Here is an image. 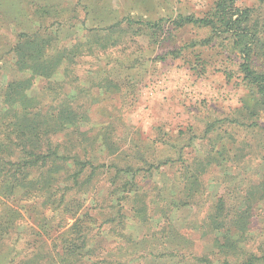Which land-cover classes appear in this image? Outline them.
<instances>
[{"label": "rangeland", "instance_id": "374dc122", "mask_svg": "<svg viewBox=\"0 0 264 264\" xmlns=\"http://www.w3.org/2000/svg\"><path fill=\"white\" fill-rule=\"evenodd\" d=\"M219 1L0 0V92L18 83L15 91L8 88L9 98L41 115L65 113V103L84 114L74 130L63 115L54 141L104 164L75 178L79 165L60 160L54 204L34 195L0 197V229L8 230L0 238V264H26L51 247L54 254L58 233L84 211L91 217L81 223L90 228L87 249L108 262L127 257L132 239L146 241L132 255L146 258L134 264H162L155 255L174 227L194 241L196 254L207 252L217 232L199 226L213 205L235 212L248 229L244 238L264 241V196L257 186L264 171L263 100L244 79L242 54L230 36L213 34L208 42L209 26L171 24L181 16H211ZM234 6L250 10L247 24L263 42L250 64L264 74V0H234ZM159 18L153 31L137 22ZM21 31L51 36L42 63L31 70L18 68L13 55ZM114 165L129 166L127 175L116 174ZM119 176L128 182L126 198L111 193L107 199ZM129 206L141 215L104 222ZM42 215L50 217L49 234L34 221ZM181 246L188 255L189 246Z\"/></svg>", "mask_w": 264, "mask_h": 264}, {"label": "trees", "instance_id": "16d2710c", "mask_svg": "<svg viewBox=\"0 0 264 264\" xmlns=\"http://www.w3.org/2000/svg\"><path fill=\"white\" fill-rule=\"evenodd\" d=\"M249 16L250 10L237 8L234 6V0H221L216 3L214 13L211 16L194 17L186 15L172 20L171 24L173 28H181L189 24L209 26L211 36L208 38V42H211L214 38L213 34L218 37L220 35L230 36L233 45L242 54L243 62L240 68L243 77L256 88L264 104V74L253 70L250 64L252 53L255 52L256 47H261L263 42L257 30L247 24L250 19ZM127 20L131 22L130 19ZM160 21H162V18L152 21L137 20L145 29L150 31H153V28L157 27ZM16 38L13 55L17 67L20 69L26 67L31 70L35 63L41 64L44 58L45 45H51V36L38 35L37 31L31 33L21 31L16 35ZM16 85L19 84L10 85V90L15 91L14 87ZM8 88L4 94L0 92V133L3 132V135L0 136V197L13 200L17 195H21L23 199H26V195H34L43 198V203L49 202V199L53 198L51 202L54 204L56 201L52 193L56 178H59L61 174L59 169V166H61L60 160H72L73 165H79V168H76L73 173L76 175L75 178L81 176L86 167L88 168L83 174L89 171L88 175H90L96 172L98 166H104V164H93L90 157L86 158L85 152L83 159L79 158L77 152L64 150L58 141H54L57 134L56 129L65 116L67 117V126L72 130L80 123L84 124V120L81 119L87 117L84 114H77L76 110L72 107L69 108L67 103L64 104L66 107L65 113L52 114V112L41 115L40 110L28 104V102L9 98ZM11 112L14 113L13 117H9ZM40 115L41 120L37 121L36 119ZM58 163L59 166L57 167ZM114 167L116 174H126V169L129 168V166L125 169L117 168L115 165ZM259 177H261V180H258L257 186L262 190L264 196V171ZM127 185L128 182L119 176L117 184L113 187L114 190L107 189V199H109L111 193L119 194L116 199L126 198ZM86 192V190L78 188V195H81V193L85 195ZM166 208L168 207L162 206L160 211L165 214L168 211ZM126 211H129V214ZM11 212L14 217H21V214L16 211ZM141 213V208L136 210L133 206H129L127 210L119 208L105 216L104 222H109L116 216L119 218L117 224L124 223V221L131 220L130 218L135 219ZM234 215L235 212L227 210L222 205L219 207L213 205L207 211L203 224L199 228H202L204 233L217 232L207 248L210 253L207 251L196 254L194 241L189 237L184 238L183 234L174 227L172 233L166 238L167 241L160 242L163 250L161 249L155 257L161 260L162 264H264V241L258 244L252 242V238H244L243 233L248 229L241 226ZM89 217L88 211L82 212L79 217L75 218L69 228L58 233L59 243L54 244V247L57 246L54 254L51 247V250L47 251L45 256L27 258L26 264H131L130 261H133L134 264L136 260H139L140 255L135 257L132 255L137 253L140 245L146 244L145 240L129 239L131 253H127L125 255L127 257L124 259L115 260L116 262L114 260L108 262L103 256L94 257L93 252L87 249L89 243L87 235L90 228L81 224ZM36 219L34 221L36 223L38 221V228L49 234L47 222H50V217L42 215L39 219ZM8 227L13 226L8 223ZM5 229H0V231H3L0 232L1 239L8 232ZM182 243L189 246L188 255H186V250H183ZM149 254H154L153 250ZM173 255L180 257L176 259ZM140 258L145 259L146 256L141 255Z\"/></svg>", "mask_w": 264, "mask_h": 264}]
</instances>
